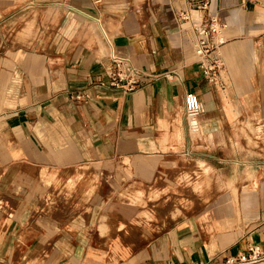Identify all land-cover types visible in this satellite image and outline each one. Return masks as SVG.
Wrapping results in <instances>:
<instances>
[{
  "label": "crops",
  "instance_id": "0c3cea01",
  "mask_svg": "<svg viewBox=\"0 0 264 264\" xmlns=\"http://www.w3.org/2000/svg\"><path fill=\"white\" fill-rule=\"evenodd\" d=\"M204 1L0 0V264L221 263L264 250V0ZM214 13L210 60L222 65L210 79L195 23ZM112 54L143 71L138 89L99 84ZM188 92L202 102L198 132ZM209 167L244 172L228 180L246 189L190 191L191 169ZM153 198L213 199L159 214Z\"/></svg>",
  "mask_w": 264,
  "mask_h": 264
},
{
  "label": "built area",
  "instance_id": "2783aa9c",
  "mask_svg": "<svg viewBox=\"0 0 264 264\" xmlns=\"http://www.w3.org/2000/svg\"><path fill=\"white\" fill-rule=\"evenodd\" d=\"M208 1L202 2L203 8L208 6ZM184 18L189 16L183 14ZM195 29L198 37V47L202 57V65L204 73L211 79L214 72L221 67L220 60H210V53L218 48L222 40L217 39L220 31V21L216 13L212 14L208 19H200L195 23ZM104 70L107 81H100L99 84L118 88L124 92H132L141 85L140 76L143 74L129 58L121 57L115 54L110 56V61L104 64ZM74 98L82 100L88 96L82 92L74 93ZM186 120L188 128L193 132H197L200 127L199 116L202 111V102L195 92H188L185 96ZM264 259V250L257 244H251L244 252L227 257L223 262H207L193 264H254Z\"/></svg>",
  "mask_w": 264,
  "mask_h": 264
},
{
  "label": "rangeland",
  "instance_id": "374dc122",
  "mask_svg": "<svg viewBox=\"0 0 264 264\" xmlns=\"http://www.w3.org/2000/svg\"><path fill=\"white\" fill-rule=\"evenodd\" d=\"M30 29H31V27L28 29V31ZM28 33L30 36H32L34 34V36H32L30 38L36 37L34 30H30ZM32 40H34V39H32ZM28 45L33 46V42H31ZM194 134L197 135V133H194ZM256 135H258V137H259V134H256ZM190 172L191 173L188 175L189 184H190L189 190L194 191L195 193L205 191L209 195V197H211L214 194L222 193V192L229 190V189L235 190V188H236L237 191H239V189H246L243 186H233L231 184H233L234 181L232 183H230V181L228 180L229 177H232V178L237 177V179H238L237 182L240 183L241 181H239V179L244 177L243 176L244 172H241V171H237L236 172L237 174H236L233 171H227L224 169H221V170L214 169L213 170L212 167H209V169H205V170H202L200 168H198L197 170L191 169ZM193 181H194V183H193ZM198 182H200L202 185L201 186L196 185V184H198ZM68 188H69V186L67 188H65V192L61 191L62 192L61 194H64L67 196L69 194ZM13 189L15 191V192H12V195L14 196V198H20L21 196L24 195V188L14 186ZM78 189H79V186H78ZM198 199L200 200L201 203H205L208 200L213 199V198H166V202H165L164 198H153L151 201L155 204L156 209H157L156 211H157V213H159L161 211V208L164 207V209H165L166 206H167V209H169V210H171V208H172V211H176L178 208H180V210L183 209L184 211L192 209L193 207H195ZM161 200H163V201H161ZM0 205H2V204H0ZM181 212H182V210H181Z\"/></svg>",
  "mask_w": 264,
  "mask_h": 264
},
{
  "label": "bare ground",
  "instance_id": "6f19581e",
  "mask_svg": "<svg viewBox=\"0 0 264 264\" xmlns=\"http://www.w3.org/2000/svg\"><path fill=\"white\" fill-rule=\"evenodd\" d=\"M200 125H201V124H200ZM198 131H200V127H199V130H198ZM198 131H197V132H198Z\"/></svg>",
  "mask_w": 264,
  "mask_h": 264
}]
</instances>
